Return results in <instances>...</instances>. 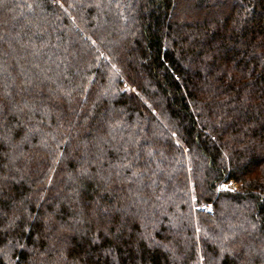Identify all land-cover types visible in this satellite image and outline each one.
I'll use <instances>...</instances> for the list:
<instances>
[{
  "label": "trees",
  "instance_id": "obj_1",
  "mask_svg": "<svg viewBox=\"0 0 264 264\" xmlns=\"http://www.w3.org/2000/svg\"><path fill=\"white\" fill-rule=\"evenodd\" d=\"M0 264H264V0H0Z\"/></svg>",
  "mask_w": 264,
  "mask_h": 264
},
{
  "label": "rangeland",
  "instance_id": "obj_2",
  "mask_svg": "<svg viewBox=\"0 0 264 264\" xmlns=\"http://www.w3.org/2000/svg\"><path fill=\"white\" fill-rule=\"evenodd\" d=\"M238 188V184L236 182H231L229 184H225L222 186V189H230V190H236ZM211 210L210 207L206 208Z\"/></svg>",
  "mask_w": 264,
  "mask_h": 264
}]
</instances>
